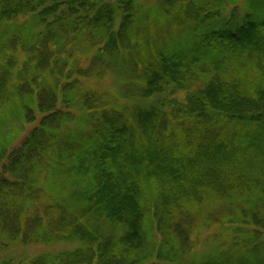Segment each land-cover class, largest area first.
<instances>
[{"label": "trees", "instance_id": "trees-1", "mask_svg": "<svg viewBox=\"0 0 264 264\" xmlns=\"http://www.w3.org/2000/svg\"><path fill=\"white\" fill-rule=\"evenodd\" d=\"M0 264H264V0H0Z\"/></svg>", "mask_w": 264, "mask_h": 264}, {"label": "rangeland", "instance_id": "rangeland-1", "mask_svg": "<svg viewBox=\"0 0 264 264\" xmlns=\"http://www.w3.org/2000/svg\"><path fill=\"white\" fill-rule=\"evenodd\" d=\"M107 1L110 2L112 0H107ZM109 82H112V76H107L105 78V80L103 81V83L105 85L109 84ZM91 87H93V86H91ZM23 130H25V132H26V131L29 130V127L27 128L25 126L23 128ZM62 247H63L62 245L53 246L52 248H41V247H38V246H34V247L26 248L25 250H23V252H24V255L25 256H29V255H36V254H38L40 252H46V250H49V251H58V250L62 249ZM21 252H22V248L21 247H17V248L9 249L4 254H8L11 257H16L17 258V256H19Z\"/></svg>", "mask_w": 264, "mask_h": 264}]
</instances>
